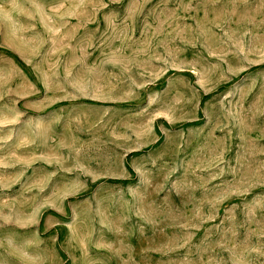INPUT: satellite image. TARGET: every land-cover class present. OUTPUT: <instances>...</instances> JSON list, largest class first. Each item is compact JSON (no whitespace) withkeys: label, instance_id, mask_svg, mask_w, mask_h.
Here are the masks:
<instances>
[{"label":"rangeland","instance_id":"374dc122","mask_svg":"<svg viewBox=\"0 0 264 264\" xmlns=\"http://www.w3.org/2000/svg\"><path fill=\"white\" fill-rule=\"evenodd\" d=\"M0 264H264V0H0Z\"/></svg>","mask_w":264,"mask_h":264}]
</instances>
